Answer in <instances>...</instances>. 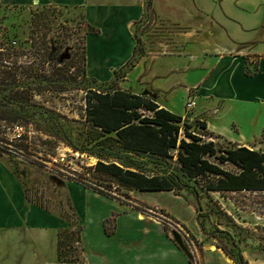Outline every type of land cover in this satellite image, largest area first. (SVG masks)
<instances>
[{
    "label": "rangeland",
    "instance_id": "obj_1",
    "mask_svg": "<svg viewBox=\"0 0 264 264\" xmlns=\"http://www.w3.org/2000/svg\"><path fill=\"white\" fill-rule=\"evenodd\" d=\"M148 1L144 0L143 19L132 27L137 61L146 54L147 47H154V54L161 53L164 47L157 42H170L172 35L180 31L178 25L154 15ZM88 32L81 7L0 6V112L20 123L0 132L6 141L1 142L5 148L0 153V163L20 180L26 201L75 222L66 189V183L73 182L105 193L127 211L136 210L159 223L189 264H203L204 256L216 248H223L234 258L239 253L264 254V190L207 192L180 171L175 156L160 157L120 148L106 139L114 134L100 135V130L86 121L87 96L93 91L118 88L119 76L125 69H118L110 83L88 79L84 72V39ZM260 33L258 29L251 35ZM227 41L220 33L209 38L211 47ZM188 49L197 50L193 44ZM258 50L264 52V44ZM254 56L246 57L249 71L254 70ZM165 58H157L151 70L141 62L126 75L122 87L133 91H142L146 86L160 90L159 101L182 114L186 87L205 70L199 68L198 59L182 56L173 63ZM189 92L195 95L192 90ZM195 101L196 107L185 110L187 115L179 123L181 138L188 140L185 130L200 135L203 141H213L217 154L231 147L227 139L264 153V131L249 125L245 113L239 118V131L233 127L236 124L223 118L211 121V126L225 138L210 135L199 127L204 116L187 118L191 111L202 113L210 106L203 98ZM74 152L83 157L71 156ZM170 153L175 155L176 150ZM207 159L225 170L239 171L229 162H218L215 156ZM98 161L148 176L164 175L175 185L163 192L130 190L114 177L95 171ZM113 224L114 218H110L107 229L111 230ZM76 234L61 236L63 258L80 257ZM175 235L184 249L175 241Z\"/></svg>",
    "mask_w": 264,
    "mask_h": 264
},
{
    "label": "crops",
    "instance_id": "obj_2",
    "mask_svg": "<svg viewBox=\"0 0 264 264\" xmlns=\"http://www.w3.org/2000/svg\"><path fill=\"white\" fill-rule=\"evenodd\" d=\"M33 5L82 8L87 26L98 31L86 34L84 39L86 76L98 82L110 81L114 71L133 55L136 41L132 27L145 12L144 0H0L3 7ZM150 7L154 15L178 25L180 31L172 35L170 42H157L164 47L161 53L154 54V47H147L145 42L146 54L121 78L119 87L134 94L148 91L160 107L185 118V110L175 113L159 101L160 90L146 86L142 91H133L122 87V83L141 62L151 70L160 57L170 58L173 63L182 56L198 59L199 68L205 71L186 91L192 90L195 100L203 98L210 106L202 113L191 111L187 118L204 116L208 132L224 137L215 133L211 121L229 119L239 131V118L245 113L249 125L264 131V52L258 50L264 44V0H151ZM258 29L260 35L252 36ZM216 33L224 35L227 44L214 43L211 47L209 38ZM189 44L197 50H189ZM248 55L259 57L251 75L245 74ZM238 135L243 136L240 132ZM66 189L76 216L73 226L29 204L20 180L0 163V264H189L159 223L136 210L127 211L119 201L79 184L67 182ZM110 218H114V224L108 230ZM77 226L80 259L61 262L57 258L58 234ZM244 257L248 264H264V254L246 253ZM203 260V264H234L217 248Z\"/></svg>",
    "mask_w": 264,
    "mask_h": 264
},
{
    "label": "trees",
    "instance_id": "obj_3",
    "mask_svg": "<svg viewBox=\"0 0 264 264\" xmlns=\"http://www.w3.org/2000/svg\"><path fill=\"white\" fill-rule=\"evenodd\" d=\"M150 3L151 0L148 1L149 5ZM88 27L90 32L87 34L98 33L96 29ZM135 41L137 40L135 39ZM254 57L256 58L254 62L255 70L259 57ZM136 62L134 48L133 55L121 67L125 69L119 78H122L128 70L132 69ZM254 70H248L247 61L245 74L251 75ZM117 71H114V76L110 81L99 83H110L116 78ZM91 80L96 81L95 79ZM85 118L87 122L100 130V135L114 134V137L108 135L106 139L116 142L120 148L160 157L175 156L180 171L190 179L198 182L200 187L207 192L264 190V153L228 141L231 147L219 150V154H217L218 150L215 148L213 141H203L200 135L185 130L184 135L188 140L181 138L179 123L183 121L182 117L160 107L152 97L146 94H134L119 87L105 92L93 91L86 99ZM11 124L17 125L20 123H15L8 114L0 112V132L10 127ZM199 127L206 129L205 122L200 121ZM208 134L213 133L209 132ZM1 142L6 143L5 138L0 134V153L5 148ZM170 150H176L175 155H172ZM207 156H215L220 163L229 162L235 165L239 171L225 170L218 164L210 162ZM93 169L114 177L119 184L130 190L163 192L172 190L175 185L173 180L167 176H148L141 172L124 170L112 163L105 164L98 161ZM102 194L108 196L105 193ZM70 208L72 210L71 214L76 220L71 205ZM68 224L73 226L75 222L70 220ZM75 232H77L75 242L77 244L79 241L78 226L76 229L66 228L58 234L57 258L59 261L76 262L80 259L79 256L63 258L60 253L61 236L64 234L73 236ZM220 249L234 264H248L242 254L239 253L237 258H234L223 248ZM190 264L192 263L190 262Z\"/></svg>",
    "mask_w": 264,
    "mask_h": 264
},
{
    "label": "built area",
    "instance_id": "obj_4",
    "mask_svg": "<svg viewBox=\"0 0 264 264\" xmlns=\"http://www.w3.org/2000/svg\"><path fill=\"white\" fill-rule=\"evenodd\" d=\"M196 105V101H195V95L194 94H190V92H188L187 94V99L185 102V110H191L194 108V106ZM71 156H74L75 158H82L83 154L78 153V152H74L71 153Z\"/></svg>",
    "mask_w": 264,
    "mask_h": 264
},
{
    "label": "water",
    "instance_id": "obj_5",
    "mask_svg": "<svg viewBox=\"0 0 264 264\" xmlns=\"http://www.w3.org/2000/svg\"><path fill=\"white\" fill-rule=\"evenodd\" d=\"M143 94H146V95H148V96H150V97H153L152 94L148 93V91H143ZM175 241L178 243V245H179L180 247L183 248V246H182L183 244H182L180 238H179L178 236H176V235H175ZM183 249H184V248H183ZM183 251H184V250H183Z\"/></svg>",
    "mask_w": 264,
    "mask_h": 264
}]
</instances>
